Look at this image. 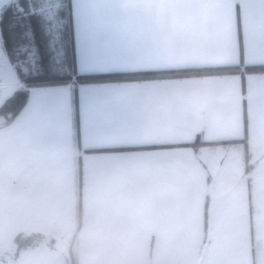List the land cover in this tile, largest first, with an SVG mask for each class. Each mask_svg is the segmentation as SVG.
I'll return each mask as SVG.
<instances>
[{
    "label": "crops",
    "instance_id": "0c3cea01",
    "mask_svg": "<svg viewBox=\"0 0 264 264\" xmlns=\"http://www.w3.org/2000/svg\"><path fill=\"white\" fill-rule=\"evenodd\" d=\"M8 4L22 53L0 34L3 100L36 42L59 73L70 57L78 74L239 70L29 85L0 124V245L58 239L72 264H264V71L245 70L264 66V0H67L71 56L44 6Z\"/></svg>",
    "mask_w": 264,
    "mask_h": 264
},
{
    "label": "trees",
    "instance_id": "16d2710c",
    "mask_svg": "<svg viewBox=\"0 0 264 264\" xmlns=\"http://www.w3.org/2000/svg\"><path fill=\"white\" fill-rule=\"evenodd\" d=\"M62 8L61 10V30L63 31V35L65 36L61 43H58L59 47L62 49L64 45H68L69 50L68 53L70 56L72 55V43H68V33H69V23L67 17V0H61ZM9 5V4H8ZM11 6L4 7L0 11V34H1V46L3 48L4 54L9 59H17L18 54L22 53L19 51V47L16 48L14 43V38L11 36L10 26H11V18L10 13L12 12ZM7 34V35H6ZM34 47H38V61L37 66L30 67L28 73H23L17 67V75L19 78L24 81L26 84L24 87H17L13 90V92L7 96L0 103V117L3 119L0 123L1 125H5L9 123L14 116L18 113V111L24 105L27 95H28V86L31 84H40V83H55L62 82L67 79H74L75 83H85V82H95V81H105V80H115V79H138V78H155V77H174V76H184V75H206V74H220V73H231L238 71L239 69L236 66H223V67H210V68H195V69H183V70H166V71H144V72H123V73H115V74H78L72 69V59L70 57L69 61V71L65 73H59L57 70H53L50 65H60L62 64L53 60L56 57L57 53L52 51L53 58L48 57L49 52L47 50L42 51L45 48L44 43L36 42L35 44H31ZM26 54V52H24ZM61 54V53H60ZM67 54V49H66ZM35 55V54H34ZM32 56V55H31ZM245 70L248 71H264V66H253L246 67ZM46 71V72H45ZM18 238V236H17ZM73 256V255H72Z\"/></svg>",
    "mask_w": 264,
    "mask_h": 264
},
{
    "label": "rangeland",
    "instance_id": "374dc122",
    "mask_svg": "<svg viewBox=\"0 0 264 264\" xmlns=\"http://www.w3.org/2000/svg\"><path fill=\"white\" fill-rule=\"evenodd\" d=\"M1 1L3 0H0V2ZM34 1L44 6V14L48 19L55 20L54 22L52 21L48 27L50 30H53L54 34H57V32H59L58 29L61 27L59 21L62 19L60 11V8H62L61 0ZM30 61L33 62V60ZM30 61L28 64H30ZM17 63L25 65L26 62L20 63L19 60ZM14 80L16 84L8 87L6 91L13 88L16 89L17 87H24L26 84L19 76H16ZM0 99L1 103L3 98L0 96ZM2 119L3 118L0 117V120ZM1 122L2 121H0V123ZM72 255V245L64 246L60 240L50 237L38 238L34 236L31 238H23L22 240L18 237L17 240L15 239L12 243L0 245V264H72Z\"/></svg>",
    "mask_w": 264,
    "mask_h": 264
}]
</instances>
